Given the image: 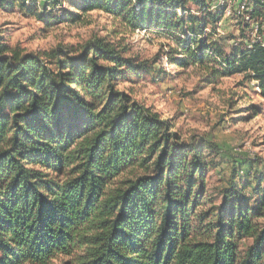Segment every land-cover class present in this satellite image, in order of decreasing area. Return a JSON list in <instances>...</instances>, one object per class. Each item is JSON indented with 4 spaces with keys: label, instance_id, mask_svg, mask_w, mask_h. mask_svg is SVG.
Wrapping results in <instances>:
<instances>
[{
    "label": "trees",
    "instance_id": "1",
    "mask_svg": "<svg viewBox=\"0 0 264 264\" xmlns=\"http://www.w3.org/2000/svg\"><path fill=\"white\" fill-rule=\"evenodd\" d=\"M247 3L260 35L251 49L217 38L227 6L216 0H84L83 9L132 32L153 25L175 36L181 67L205 66L212 52L217 78L242 76L264 98V0ZM36 5L0 0L6 11ZM127 54L98 36L80 51L27 53L0 30V264H264V193L250 206L234 167L217 215L208 222L198 212L206 153L221 151L183 142L170 120L120 90L153 69Z\"/></svg>",
    "mask_w": 264,
    "mask_h": 264
},
{
    "label": "rangeland",
    "instance_id": "2",
    "mask_svg": "<svg viewBox=\"0 0 264 264\" xmlns=\"http://www.w3.org/2000/svg\"><path fill=\"white\" fill-rule=\"evenodd\" d=\"M36 1L38 13L19 8L0 9V30L11 47L27 53L49 51L59 46L80 51L94 36L109 37L125 46L129 57L152 61L150 73L140 72L128 77L120 90L127 91L164 120H170L173 131L183 142L211 141L221 151L219 155L210 149L206 153L211 165L198 212L206 215L208 222L217 215L234 167L238 172L237 186L245 188L250 206L258 200L261 202L264 193V98L257 83L247 82L242 76L217 78L212 72L221 71V59L212 52L205 66L181 67L179 61L184 58L178 55L183 48H179L180 41L157 31L153 25L132 32L103 12H86L84 0H68L64 9L58 8L55 13H51L50 8L56 0ZM216 1L220 4L223 0ZM245 1L226 0V14L217 36L226 46L235 44L241 49H251L253 43L260 41L254 22L241 8ZM186 40L187 37H183L182 41ZM187 59L189 63L193 58L187 56ZM261 214L259 223L264 224V210ZM251 244V239L243 240L240 250L244 252ZM50 264L77 263L74 257L63 256Z\"/></svg>",
    "mask_w": 264,
    "mask_h": 264
},
{
    "label": "built area",
    "instance_id": "3",
    "mask_svg": "<svg viewBox=\"0 0 264 264\" xmlns=\"http://www.w3.org/2000/svg\"><path fill=\"white\" fill-rule=\"evenodd\" d=\"M226 4V0H223V1H220V4L221 6L225 5ZM249 4L247 3V0L245 1V3L242 4L241 8L243 10H248L249 9Z\"/></svg>",
    "mask_w": 264,
    "mask_h": 264
}]
</instances>
